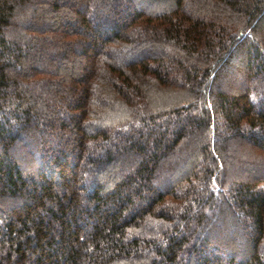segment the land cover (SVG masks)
Returning a JSON list of instances; mask_svg holds the SVG:
<instances>
[{
	"label": "trees",
	"instance_id": "obj_1",
	"mask_svg": "<svg viewBox=\"0 0 264 264\" xmlns=\"http://www.w3.org/2000/svg\"><path fill=\"white\" fill-rule=\"evenodd\" d=\"M263 24L264 0H0V264H264Z\"/></svg>",
	"mask_w": 264,
	"mask_h": 264
},
{
	"label": "rangeland",
	"instance_id": "obj_2",
	"mask_svg": "<svg viewBox=\"0 0 264 264\" xmlns=\"http://www.w3.org/2000/svg\"><path fill=\"white\" fill-rule=\"evenodd\" d=\"M262 28L264 30V24H263V27ZM174 98H175V96H174ZM174 98H173V96L170 93H165L164 95H162L161 97H159V101H157V103H158L157 105L158 106H162L165 103H167L168 101H173ZM119 110L121 111V109H117V110L115 109V112H113V114L117 113V116L114 117V118H109V119H111L113 121L114 120H117V119H121L125 112H124L123 109H122V112H120ZM119 113H121V114H119Z\"/></svg>",
	"mask_w": 264,
	"mask_h": 264
}]
</instances>
